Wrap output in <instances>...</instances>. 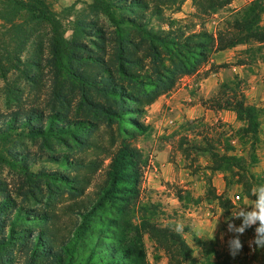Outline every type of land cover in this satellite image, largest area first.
Masks as SVG:
<instances>
[{
	"label": "trees",
	"instance_id": "16d2710c",
	"mask_svg": "<svg viewBox=\"0 0 264 264\" xmlns=\"http://www.w3.org/2000/svg\"><path fill=\"white\" fill-rule=\"evenodd\" d=\"M52 1L0 0L12 39L0 60L4 78L18 70L37 95L49 83L42 106L0 113V165L16 175L13 185L0 175V264H149L146 238L168 264H247L195 236L204 248L197 259L185 237L190 227L160 223L166 215L161 203L142 200L148 157L134 142L152 132L144 121L149 108L184 77L198 75L214 54L244 47L236 61L212 64L208 72L241 67L254 73L264 63V0H249L238 10L231 8L234 0H89L70 37ZM187 1L198 16L228 14L215 33L205 25L196 31L166 15ZM247 77L234 73L213 97L202 99L209 110L235 113L239 128L221 124L230 137L180 141L185 154L207 157L210 172L203 198L178 192L185 208L216 202L234 221L229 189L242 186L238 196L255 200L251 190L264 185L253 171L264 108L248 101ZM15 91L9 87L8 96L17 98ZM193 123L182 128L192 130ZM24 139L38 150L22 148ZM217 173L224 175L222 194L213 185ZM64 198L69 203L62 208ZM256 227L246 228L255 239ZM260 259L264 264V248L255 243L252 261Z\"/></svg>",
	"mask_w": 264,
	"mask_h": 264
},
{
	"label": "rangeland",
	"instance_id": "374dc122",
	"mask_svg": "<svg viewBox=\"0 0 264 264\" xmlns=\"http://www.w3.org/2000/svg\"><path fill=\"white\" fill-rule=\"evenodd\" d=\"M248 2L249 0H234L231 8L238 10L248 4ZM52 4L54 11L60 16L66 29V37H70L72 34L73 22L80 12H84L88 9L90 1L53 0ZM199 14V10H197L192 1L185 2L180 12H175L174 10L166 11L168 17H172L182 23V25L193 27L192 29L196 31H199L201 26L205 25L207 30L215 33L220 27L222 18L228 14V10L226 9L218 14L206 17L202 14L198 16ZM102 21L105 23V20ZM7 27H10V25L0 18V60L8 56V51L12 44V39L6 35ZM5 49L9 50L4 51ZM243 49L244 47H239L236 50L228 51L229 56L227 57V61L221 64L236 61L238 52ZM212 64L216 63L211 62L206 67L202 68L196 76L184 77L177 88L169 94L178 93L179 98L177 102L180 108L177 107V105L169 106L166 103L163 104L161 108L154 109L152 108L153 105L149 108L144 121L152 127V132L149 136L139 137L138 140L134 142V144L142 149L144 154L148 157V166L145 170V177L142 184V200L145 202L152 201L161 203L162 209L165 211L166 215L161 218L160 223L167 225L169 222H173L179 225L180 229L186 226L191 228V232L185 234V237L190 246L195 250V257L197 259L203 258L204 248L200 247L199 244L195 242V235L193 233L196 232L199 236L205 235L204 240L207 241V247L215 246L220 255L223 257H231L235 263L238 259H242L245 260L247 264H261V259L256 262L252 261L255 250L254 253L251 252L250 245L253 243L255 247V234L245 230L241 235L234 230H230V223L235 225L236 228L241 226L238 225L239 219L234 221H231L229 218L227 219L224 212L219 208L215 210V213L212 212V214L214 215L213 218H217L218 216V220L215 221H219L220 225L216 224L213 226L212 224H214L215 221L210 224L205 222L212 217L207 216L208 211H212V208L208 206L210 204L209 202L203 201L199 205L190 204L185 208L177 199L179 191H183L184 193L190 191L195 198H203L207 190L206 177H209L206 175H210V172L206 169L208 165L207 157L197 156L193 152L185 154L180 148V141L187 138L190 141L196 140L203 144V137L205 136H209L211 139H217L223 134H226V137L232 135L230 129L226 128L225 130L221 124L225 123L232 125L234 128L240 127V123L236 121V118L233 119V117L229 115L223 118L219 115L213 116L212 114L200 116L202 112H200L199 109H201L202 99L213 97L218 91L219 84L225 78L233 76L234 73L240 74L241 76L247 74L249 86L246 95L248 101L264 108V63L259 64L254 73H247L241 67L220 70L218 73L208 72ZM3 65L4 67H8L7 63ZM219 73L220 77L218 84L209 95L206 93L204 94L201 90L202 80L206 78L207 74L208 77H210L213 74ZM45 84L46 87L42 88L41 93L37 95L36 92L31 89L30 85L21 77V73L18 70L12 68L4 78L0 69V113L7 114L21 106H42L49 92V83L45 81ZM9 87L16 90L15 93L17 98L12 99L8 96ZM181 105H183V107H181ZM187 122H194L192 130L182 128V125ZM105 138L106 144L109 146L110 141H108L107 135H105ZM22 148L30 149L33 152L38 150L37 145L28 139L23 140ZM240 152L241 150L239 153ZM258 154L260 161L253 171L258 177L264 179V123L262 125L261 145ZM108 163L109 161L106 160L105 165ZM167 166L168 170H166ZM103 172L104 170L100 171L95 176V182L102 179ZM0 175L7 180V183L12 185L16 180V175L8 168L1 165ZM221 177L225 184L223 174L217 173L213 176V185H216L217 192L220 187L219 183L222 181ZM241 187L242 186L236 185L231 187L228 191V196L232 199L234 208H239L242 205L251 206L252 204V200L247 198L241 199L239 197L242 193ZM12 188L14 189V186H12ZM225 190L226 184L224 191ZM237 197H239V199H237ZM68 203L67 198H64L60 201L59 205L63 208ZM194 228L195 232L193 230ZM237 237L242 244V248L234 250L230 247V242ZM146 244L149 264H168V259L164 252L157 250L148 238H146Z\"/></svg>",
	"mask_w": 264,
	"mask_h": 264
},
{
	"label": "clouds",
	"instance_id": "9594fccd",
	"mask_svg": "<svg viewBox=\"0 0 264 264\" xmlns=\"http://www.w3.org/2000/svg\"><path fill=\"white\" fill-rule=\"evenodd\" d=\"M251 206L242 205L239 208L232 209V219L242 220V225L236 228L235 225L229 224L230 230H234L239 234H243L246 228L258 225L256 227V243L260 248H264V185L254 187L252 190ZM230 247L234 250L242 248L238 237L230 242Z\"/></svg>",
	"mask_w": 264,
	"mask_h": 264
},
{
	"label": "crops",
	"instance_id": "0c3cea01",
	"mask_svg": "<svg viewBox=\"0 0 264 264\" xmlns=\"http://www.w3.org/2000/svg\"><path fill=\"white\" fill-rule=\"evenodd\" d=\"M228 56H229L228 55V51L216 53V54L213 55L211 62L216 63V64H221L222 62L227 61V57ZM219 77H220V73L219 74H213L212 76H210V77L205 78L204 80H202V83H201V86H202L201 90H202V92L204 94L206 93L207 95H209L212 92L213 88L218 84ZM178 98H179L178 93H173L172 95L164 96L157 103H155L152 108H154V109L161 108V106H163V104H165V103L168 104L169 106L170 105H177V107L180 108V106H178V102H177L178 101ZM181 107H183V105H181ZM199 111L202 112V114L200 116L212 114L213 116L219 115L222 118L225 117V116H228V115L231 116V117H233V119L236 118L235 113H233V112H229V111L214 112L212 110H209V109L205 108L202 105H201V109H199ZM166 170H168V166H167V169ZM161 171H162V168H161ZM221 179H222V181H221V183H219V186L220 187L218 188V193L219 194H222L224 192V189H225V184L223 182V178L221 177ZM208 206H209V208H212V211L209 210L210 212L208 211L207 216H212V217L210 218V220L205 221V222H207V223L210 224V223L214 222L215 220H218L217 219L218 216H217V218H213L214 215L212 214V212L215 213L216 212L215 210L219 209V207H218V205H217L216 202H211ZM216 224H219L220 225L219 221H215V223L212 224V225L214 226ZM193 230L195 232V228ZM196 233H193V234L196 237H198L199 239L205 241L204 240L205 239V235L199 236Z\"/></svg>",
	"mask_w": 264,
	"mask_h": 264
},
{
	"label": "built area",
	"instance_id": "2783aa9c",
	"mask_svg": "<svg viewBox=\"0 0 264 264\" xmlns=\"http://www.w3.org/2000/svg\"><path fill=\"white\" fill-rule=\"evenodd\" d=\"M237 199H239V197H237ZM250 250H251V252L254 253L255 247H254L253 243H251V245H250Z\"/></svg>",
	"mask_w": 264,
	"mask_h": 264
}]
</instances>
